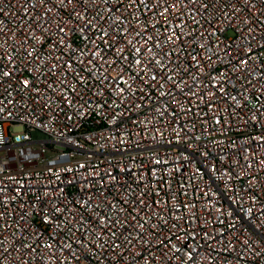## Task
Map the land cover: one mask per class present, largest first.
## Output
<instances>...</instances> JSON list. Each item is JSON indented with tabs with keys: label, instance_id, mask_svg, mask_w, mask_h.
<instances>
[{
	"label": "built area",
	"instance_id": "2783aa9c",
	"mask_svg": "<svg viewBox=\"0 0 264 264\" xmlns=\"http://www.w3.org/2000/svg\"><path fill=\"white\" fill-rule=\"evenodd\" d=\"M0 264H264V0H0Z\"/></svg>",
	"mask_w": 264,
	"mask_h": 264
},
{
	"label": "snow or ice",
	"instance_id": "6c2138e0",
	"mask_svg": "<svg viewBox=\"0 0 264 264\" xmlns=\"http://www.w3.org/2000/svg\"><path fill=\"white\" fill-rule=\"evenodd\" d=\"M151 49H149V51H150ZM137 51H139V49H137ZM245 63H246V61H245ZM5 75H9L8 73H5ZM25 83H27V82H25Z\"/></svg>",
	"mask_w": 264,
	"mask_h": 264
}]
</instances>
